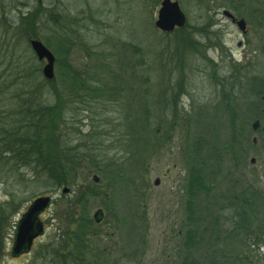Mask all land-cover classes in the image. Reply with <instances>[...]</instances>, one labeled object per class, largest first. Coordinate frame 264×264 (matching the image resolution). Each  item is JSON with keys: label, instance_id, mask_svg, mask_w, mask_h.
Masks as SVG:
<instances>
[{"label": "rangeland", "instance_id": "obj_1", "mask_svg": "<svg viewBox=\"0 0 264 264\" xmlns=\"http://www.w3.org/2000/svg\"><path fill=\"white\" fill-rule=\"evenodd\" d=\"M162 1L0 0V264H264V133L251 127L264 123V0H172L186 24L170 33L156 27ZM32 40L62 61L51 84ZM65 64L107 66L79 91ZM15 94H32L62 152L77 145L67 185L7 153L27 119L19 104L6 115ZM42 196L45 232L14 257Z\"/></svg>", "mask_w": 264, "mask_h": 264}, {"label": "trees", "instance_id": "obj_2", "mask_svg": "<svg viewBox=\"0 0 264 264\" xmlns=\"http://www.w3.org/2000/svg\"><path fill=\"white\" fill-rule=\"evenodd\" d=\"M238 8V7H237ZM236 8V9H237ZM62 63L61 60L56 61V66H59ZM104 63V62H103ZM68 72L66 73V77L71 78L75 84H78L80 87L76 86L79 91L87 90L90 91L92 88H89L87 84H91L92 81L99 79V75L104 73V70L107 64H101L94 71H76L70 65L65 64ZM40 73V69L38 71ZM26 74L23 72L22 77L19 80H25ZM27 79V78H26ZM45 80V79H44ZM25 82V81H24ZM53 81L45 80L43 83L51 84ZM35 86V85H30ZM37 94L40 91V86L35 87ZM117 87H115L116 89ZM23 89V88H22ZM107 90V89H106ZM96 91L98 89L96 88ZM31 97H21L20 94H15V96L11 100L10 104H4L5 109L8 111L6 114L9 117H12V107L15 104H19V108L23 111L24 117L26 120H23L21 126L10 125L11 130L6 133V136L3 137L2 143L9 148L7 153L12 154L13 157H17L21 159L22 163L25 165H32L36 170V178L44 179L45 174L48 175V178L51 179L52 183H54L57 187L64 186L68 184L69 178L68 174L74 173L76 171V167L84 161V158L78 157L75 155L78 147L70 146L67 147L65 152L61 150V144L58 143L55 132L45 133L40 131L38 121L40 120V115L42 114V107L35 104L33 102V96ZM57 108H49V112L53 114H57ZM56 112V113H55ZM35 117V119H34ZM35 120V122H34ZM38 124V125H36ZM19 130L24 131L23 133L19 132ZM42 130V129H41ZM43 135H46L48 138L52 140H46ZM43 140L49 141L50 145L47 148H43ZM99 156L96 155L95 159H98ZM102 160H105V157L102 156ZM98 171H104L99 168ZM106 172V171H105ZM201 171H199L200 173ZM197 174L195 176V184L197 187L199 186V182L197 181Z\"/></svg>", "mask_w": 264, "mask_h": 264}, {"label": "water", "instance_id": "obj_3", "mask_svg": "<svg viewBox=\"0 0 264 264\" xmlns=\"http://www.w3.org/2000/svg\"><path fill=\"white\" fill-rule=\"evenodd\" d=\"M224 14L225 16L234 19L229 12H225ZM185 24L186 16L179 3L172 0H163L161 3V9L158 13L156 27L162 32L170 33L176 28H183ZM236 24L242 33H246V22L244 20L237 21ZM31 48L39 61H46V65L42 70L44 78L50 81L53 80L55 78L54 54L39 40H32ZM252 130L254 132H264V124H262L261 121L256 120L252 124ZM252 162L254 163V160ZM96 181H98V179H96ZM156 184H158V181ZM68 193L69 189L66 188L63 190V194ZM51 202V197L43 196L37 198L31 203L17 226L13 248L14 257L29 252L34 241L44 234V224L40 220V215L50 207ZM95 219L97 223H101L103 220V212L101 210L95 214Z\"/></svg>", "mask_w": 264, "mask_h": 264}, {"label": "flooded vegetation", "instance_id": "obj_4", "mask_svg": "<svg viewBox=\"0 0 264 264\" xmlns=\"http://www.w3.org/2000/svg\"><path fill=\"white\" fill-rule=\"evenodd\" d=\"M229 20H231V22L234 23V21H233L232 19H229ZM234 24H235V23H234ZM157 181H158V184H159V185L155 186L156 188L159 187V186L162 184L160 179H157ZM188 195H189V192H188ZM188 211H189V210H188ZM187 219H189V216L186 217V220H187ZM185 228H186V230L189 229V227H187V226H186ZM186 232H187V231H186ZM186 245L188 246V243H187V242H186Z\"/></svg>", "mask_w": 264, "mask_h": 264}]
</instances>
